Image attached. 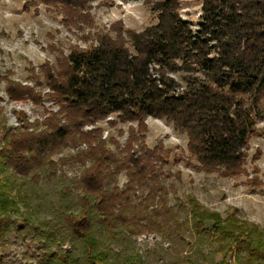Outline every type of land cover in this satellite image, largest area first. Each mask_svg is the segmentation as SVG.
Masks as SVG:
<instances>
[{"label":"trees","instance_id":"trees-1","mask_svg":"<svg viewBox=\"0 0 264 264\" xmlns=\"http://www.w3.org/2000/svg\"><path fill=\"white\" fill-rule=\"evenodd\" d=\"M28 1L62 15L84 43L51 45L56 62L32 82L0 71L11 99L57 105L35 118L18 110L14 127L0 112V264L12 233L33 243L38 264H147L144 234L193 249L167 264H264V225L177 187L183 163L250 175L251 139L264 136V0H202L196 28L181 0H143L157 22L136 31L119 20L115 35L85 31L94 0ZM151 116L185 135V151L148 144Z\"/></svg>","mask_w":264,"mask_h":264},{"label":"rangeland","instance_id":"rangeland-1","mask_svg":"<svg viewBox=\"0 0 264 264\" xmlns=\"http://www.w3.org/2000/svg\"><path fill=\"white\" fill-rule=\"evenodd\" d=\"M29 3L28 0H0V45L3 48V53L0 54V71L12 69V77L23 82H32L33 76L41 73L43 64L56 62L55 53L58 51L51 45L68 53L70 45L84 43L80 38L82 32L77 27L69 28L63 24L62 15L56 14L51 7L42 3L38 6ZM201 3L202 0H181L182 16L192 20L195 28L201 14ZM26 5L27 8L24 9ZM91 14L94 24L92 27L86 26V32L104 30L115 35L116 31L112 29L118 27L119 20L123 21L125 30L136 31L157 22L151 5L143 0H94ZM175 75L181 78V72ZM5 85V80H0V112L9 127L18 124V110H25L31 118H35L44 115L46 109H57V105L47 99L44 100L43 106L35 105L30 100H13L7 94ZM147 122V141L150 146L164 139L168 148L174 152L179 154L185 151L187 139L185 135L178 133L171 123L152 116ZM100 125L114 131L106 121L100 122ZM258 126L264 127V120H260ZM258 148H261L263 153L255 163L260 167L259 176L263 184L254 186L249 179L254 176L252 158ZM247 166L250 175L227 177L219 173L197 171L184 163L180 164L183 176L181 181L177 182L179 195L183 197L185 194L194 193L205 205L221 211L224 216L231 211V206H237L243 216L264 225V136L252 137ZM167 167L177 169L172 160ZM122 182L124 177L121 178ZM10 236L11 242L4 250L6 262L38 264L33 243L17 239V235L13 233ZM138 244L147 264H167L178 259L182 262V254H193V249L188 244L167 243L152 235L139 236ZM220 260V257L216 256L213 260L201 264H222Z\"/></svg>","mask_w":264,"mask_h":264}]
</instances>
